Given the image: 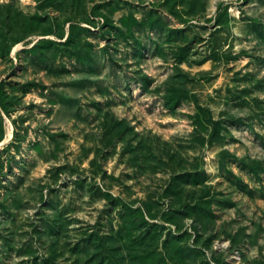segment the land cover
<instances>
[{"label": "rangeland", "instance_id": "rangeland-1", "mask_svg": "<svg viewBox=\"0 0 264 264\" xmlns=\"http://www.w3.org/2000/svg\"><path fill=\"white\" fill-rule=\"evenodd\" d=\"M0 264H264V0H0Z\"/></svg>", "mask_w": 264, "mask_h": 264}]
</instances>
